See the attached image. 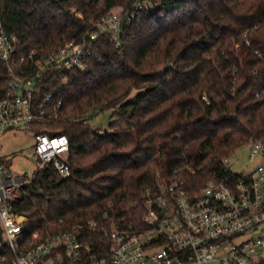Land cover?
I'll list each match as a JSON object with an SVG mask.
<instances>
[{
    "label": "trees",
    "instance_id": "obj_1",
    "mask_svg": "<svg viewBox=\"0 0 264 264\" xmlns=\"http://www.w3.org/2000/svg\"><path fill=\"white\" fill-rule=\"evenodd\" d=\"M139 1L148 2L136 9ZM107 14H127L119 42L102 33L86 69L49 71L39 82L35 102L51 96L52 116L31 129L68 136L70 174L22 186L12 207L29 229L46 218L72 229L105 210L137 221L158 170L189 165L185 178L199 191L209 179L229 180L224 158L264 143V0H0L4 32L19 39L14 61L0 56V98L15 77L34 75L36 60L89 36ZM106 109L113 119L100 133L91 120ZM0 165L11 159L0 155ZM82 231L92 253L109 252L102 234Z\"/></svg>",
    "mask_w": 264,
    "mask_h": 264
},
{
    "label": "built area",
    "instance_id": "obj_2",
    "mask_svg": "<svg viewBox=\"0 0 264 264\" xmlns=\"http://www.w3.org/2000/svg\"><path fill=\"white\" fill-rule=\"evenodd\" d=\"M145 2V1H144ZM137 2L135 8L143 7ZM126 15L107 14L82 40L66 41L36 60L33 76L15 77L5 97L0 98V134L51 118L47 96L39 105L35 94L41 78L49 71L86 69L84 59L102 33L118 41ZM19 39L4 32L0 18V56L14 61ZM33 51L28 57L33 58ZM21 60H24L22 57ZM15 64V62H14ZM62 102L53 105L55 112ZM35 133V132H34ZM38 165L32 174L15 177L0 165V260L9 264H264V143L250 141L233 154L247 152L242 171H234L230 156L223 163L229 180L209 179L199 191L190 188L185 175L189 165L168 174L158 170L155 183L143 191L141 217L129 222L105 210L99 219L68 228L65 218L45 219L40 228L29 229L28 217L14 213L12 202L24 196L22 186L39 177L57 183L70 174L67 135L35 133ZM160 149V147H159ZM160 151L158 152V154ZM195 171L192 170V174ZM82 230L99 232L109 241V252L92 253ZM4 233L6 238H4ZM108 247V246H107ZM103 250L106 247L103 246Z\"/></svg>",
    "mask_w": 264,
    "mask_h": 264
},
{
    "label": "rangeland",
    "instance_id": "obj_3",
    "mask_svg": "<svg viewBox=\"0 0 264 264\" xmlns=\"http://www.w3.org/2000/svg\"><path fill=\"white\" fill-rule=\"evenodd\" d=\"M148 1H145V3ZM113 109H106L98 112L91 125L94 130L104 133L109 129L112 121ZM35 133L32 129L22 127L21 129L10 130L7 133L0 134V155L11 159V165L8 167L15 177L32 174L38 165V158L35 154ZM230 165L234 171H242L247 163V152L242 156L232 154L230 156ZM2 205V203H0ZM4 233V238H6ZM187 264H198L189 262Z\"/></svg>",
    "mask_w": 264,
    "mask_h": 264
}]
</instances>
